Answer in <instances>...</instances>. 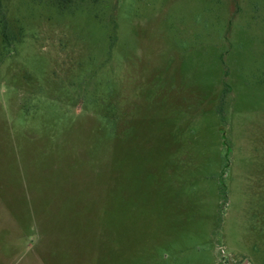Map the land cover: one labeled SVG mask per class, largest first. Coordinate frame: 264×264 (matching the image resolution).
I'll return each mask as SVG.
<instances>
[{
    "label": "rangeland",
    "instance_id": "obj_1",
    "mask_svg": "<svg viewBox=\"0 0 264 264\" xmlns=\"http://www.w3.org/2000/svg\"><path fill=\"white\" fill-rule=\"evenodd\" d=\"M264 264V0H0V264Z\"/></svg>",
    "mask_w": 264,
    "mask_h": 264
},
{
    "label": "water",
    "instance_id": "obj_2",
    "mask_svg": "<svg viewBox=\"0 0 264 264\" xmlns=\"http://www.w3.org/2000/svg\"><path fill=\"white\" fill-rule=\"evenodd\" d=\"M243 264H246V263H243Z\"/></svg>",
    "mask_w": 264,
    "mask_h": 264
},
{
    "label": "flooded vegetation",
    "instance_id": "obj_3",
    "mask_svg": "<svg viewBox=\"0 0 264 264\" xmlns=\"http://www.w3.org/2000/svg\"><path fill=\"white\" fill-rule=\"evenodd\" d=\"M242 264V263H241Z\"/></svg>",
    "mask_w": 264,
    "mask_h": 264
}]
</instances>
